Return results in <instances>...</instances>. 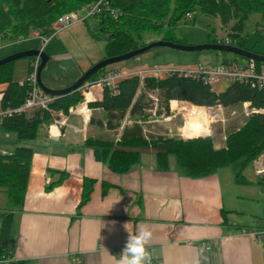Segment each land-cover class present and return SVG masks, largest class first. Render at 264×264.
<instances>
[{
  "label": "crops",
  "instance_id": "crops-1",
  "mask_svg": "<svg viewBox=\"0 0 264 264\" xmlns=\"http://www.w3.org/2000/svg\"><path fill=\"white\" fill-rule=\"evenodd\" d=\"M8 42L0 41V46ZM47 53L50 60L55 55L52 49ZM13 69L14 79L22 81L31 71V60L18 59ZM82 73L54 64L42 76L47 86L63 88ZM8 86V82H0V108ZM90 90L89 112L70 116L68 126L57 136L43 123L36 138L19 142L15 132L2 127L0 118V155L12 152L18 144L34 150L24 207L14 213L9 243L12 259L22 264H118L128 235L135 234L138 226H146L151 231L145 245L149 253L146 264H264V238L257 236L264 232V192L257 183L243 185L256 188L258 194L250 200L259 204L252 210L254 220L243 224L239 215L244 204H235L234 199L244 196L226 192L221 176L226 168L192 178L181 174L171 157L167 169L158 167L156 150L145 148L139 150L140 159L129 171L111 170L96 160L86 139L118 137L125 125L131 127L134 122L144 130L147 122L158 119L144 124L142 119L125 116L119 128H107L105 111L88 106L102 99L103 88L92 86ZM142 90L140 87L138 95ZM153 93L147 91L150 97ZM171 111L176 112L170 104ZM192 112L197 114L200 133L190 138L202 134L198 111ZM184 130L185 125L183 135ZM53 170L69 174L48 189L47 178L55 181L60 177ZM86 178L93 180L92 192L78 207ZM228 178L235 182L231 175ZM7 207V194L0 189V213Z\"/></svg>",
  "mask_w": 264,
  "mask_h": 264
},
{
  "label": "trees",
  "instance_id": "trees-1",
  "mask_svg": "<svg viewBox=\"0 0 264 264\" xmlns=\"http://www.w3.org/2000/svg\"><path fill=\"white\" fill-rule=\"evenodd\" d=\"M91 2H100L99 10L88 14L84 8ZM79 11L87 14L82 21L93 19L87 27L91 37L103 45L105 53L103 58L120 55L146 45V34L152 37L151 41L163 39L185 43L173 34L182 22L192 21L186 18L187 12L194 13V19L200 12L219 19L223 26L231 25V36L227 37L232 44L242 48H246L244 39L249 24L251 29L255 26H264V0H0V41H10L19 36L28 37L36 30H41L44 37L50 36L52 39L58 36L54 35L55 28L52 23L64 14ZM253 23L255 25L251 26ZM65 29L67 28L62 29L61 32ZM47 30L54 33L48 34ZM149 33L156 35L154 37ZM24 49L13 48L3 57ZM26 58L31 60L32 65L35 58ZM231 60L223 58L221 62L228 63L232 62ZM14 62L16 60L0 66V82L9 83L4 92L1 108L14 110L11 115L1 119L2 127L7 131L15 132L21 142L36 138L41 125L49 124L51 118L48 111L43 108L20 111V106L30 95L31 85L27 81L14 79ZM112 68L113 66L101 68L89 79V82L97 81ZM130 68L132 69V67L122 69ZM140 87L144 91L142 90L138 95ZM146 90L154 94L159 93L161 97L159 112L163 113L164 110L166 116L170 115V104L173 110L182 108L188 112L198 111L202 136L190 139L163 135L155 137L152 135L156 134L154 131L143 130L137 122H134L131 127L125 125L118 137L89 136L85 144L94 150L96 160L105 163L115 172L123 173L129 171L139 161L140 149L152 148L156 150V159L160 168L169 167L171 156L175 159L176 169L192 178L206 177L220 169L230 167L234 171L236 183H257L264 192V176L262 180L253 181L245 174L254 159L264 151V115H254L242 126L228 133L223 147L217 148L213 137L203 136L209 133L204 116L205 109L215 106L236 107L245 101L264 108V88L258 87L253 81H232L225 90L216 91L210 83L178 73L159 78L146 76L143 80H140L138 75H133L121 79L115 92L104 87L102 99L92 101L88 106L105 111L107 128H119L125 116L135 121L145 120L148 117L147 108L153 101L150 100L147 105L143 103ZM83 99V92L79 89L56 97L51 106L68 112L71 106L79 104ZM190 113L194 121V136H197L200 133L199 120L195 112ZM101 124L104 126L103 122ZM33 155V148L23 144H18L10 153L0 155V189L5 191L8 198L6 211L0 213V264H22L12 259L9 243L14 213L24 207ZM51 172H59L60 177L55 181L47 178L48 189L58 186L69 174L58 170ZM91 183L93 180L85 179L83 196L78 207L89 200L92 192Z\"/></svg>",
  "mask_w": 264,
  "mask_h": 264
},
{
  "label": "rangeland",
  "instance_id": "rangeland-1",
  "mask_svg": "<svg viewBox=\"0 0 264 264\" xmlns=\"http://www.w3.org/2000/svg\"><path fill=\"white\" fill-rule=\"evenodd\" d=\"M86 15V12L80 11L77 14L78 18H85ZM189 20L192 21L188 23L182 22L179 27L176 28L173 34L179 40L185 42L186 44H202L208 42V40H212L210 42H219V40H222L224 37L229 36L232 31L231 25L223 26L219 19H216L212 16L204 15L200 12L197 13L195 19L193 17ZM92 21L93 19L91 18H88L86 21L81 20L78 23H75V25L63 30L61 34H59V36L51 40L52 42L50 44L49 42L45 44L43 50L47 53V50L52 49L55 51V55L48 62L43 72L49 69V67L54 64H57V68H61L62 66H64L67 68H73L74 72H79L80 70L84 72L92 65L102 60L103 56L105 55L103 51V45L99 42H96L91 37L87 27V25L90 24ZM254 25L255 24L253 23L251 26ZM52 26L55 27L54 25ZM249 28L246 29L245 32L246 38L244 39V46L248 48V50H253L255 52L263 51L264 26H255L251 29L249 24ZM149 34L153 35L154 37L156 35L154 33ZM145 38V42L147 44L153 42L151 41V36H148L146 34ZM11 47L17 49L29 47H42V44L39 38L32 39L30 41L29 39H23L19 42H16V39H12L10 44H2V46H0V54L10 52L13 49ZM223 58H229L232 60L236 59L239 63L246 62L248 60L247 57L236 56L234 53L231 52L222 53L221 51L211 49L189 52L177 50L166 46L156 47L151 52L138 55L124 62L112 64L110 66H113V68H143L148 65L163 64L177 65L182 68H185L190 67L192 64L197 62H200L205 66H213L221 62ZM58 79L62 80V75H59ZM73 81L74 80L68 82L70 83ZM228 85L229 81L224 79L212 83V87L216 91L225 90ZM91 96L92 94H90V97ZM150 100L153 102L151 106L147 108V113L149 115L144 120V124L147 122V120L153 121L155 119H158V121L156 122H147V124H145L148 125L147 129H150L156 133L152 134L153 136H178L183 139H190V137L184 136L182 134V128L187 120L185 109L178 108L175 109L176 112L171 111V114L169 115V117H171L167 119L168 115H164V110L162 111L163 113L159 112L161 109V97L159 93H153L152 97L145 93V96L143 97V103H146L147 105L149 104ZM205 111L206 112L204 116L206 117L205 120L207 122L206 124H208L207 127L209 128V133L203 136L213 137L215 146L217 148L223 147L225 145V138L228 133L242 126L246 122V120L250 118L243 114V109L240 105L236 107L215 106L211 107L210 109L207 108ZM116 133L117 132H115V135ZM263 153L264 151L259 154L254 160H257V158ZM171 158L173 159L174 157L171 156ZM245 174L248 176L249 179L253 181H257L258 179L262 180L261 176L256 174V172L254 173L252 165L246 169ZM230 175L234 180V171L232 168L229 167L222 171L221 176L224 184L223 186L227 193L232 192L235 196H244V198L240 197L234 199V202L235 204H244L241 214L239 215V220L243 224H248L249 222L254 220V217H252V215L254 214L252 213V210L257 209L256 207L259 206L256 199L254 201H251L250 199L256 197L258 193L255 191L256 188L250 186H243L245 184H239L234 181H231L228 178V176Z\"/></svg>",
  "mask_w": 264,
  "mask_h": 264
},
{
  "label": "built area",
  "instance_id": "built-area-1",
  "mask_svg": "<svg viewBox=\"0 0 264 264\" xmlns=\"http://www.w3.org/2000/svg\"><path fill=\"white\" fill-rule=\"evenodd\" d=\"M99 3H93L92 5H86L85 10L88 14L97 12L99 10ZM78 12H71L61 16L60 23L56 25L54 35H57L62 29L68 28L73 24L82 20V18H78ZM39 38L41 40L42 46L49 41V39L45 38L42 34L41 30L33 31L28 37L19 36L16 39V42H19L23 39H34ZM225 43H231L230 38L226 37L224 39ZM40 63V58L36 57L32 61V70L24 79V81L29 82L31 85L30 95L26 98L25 103L20 106V111H29L35 108H43L48 111L51 121L48 125L49 132L52 136H57L61 132V129L65 128L69 124L70 116L74 114H81L85 116V110L87 108V95L91 91L90 88L92 86L99 87H108L114 92L118 88V82L126 77H130L133 75H138L140 80H143L146 76L151 77H165L167 75H171L173 73H178L182 76L191 75L193 77L201 78L205 82H209L210 84L218 81V80H227V81H237V82H247L253 81L256 82L258 87L264 88V62L258 63L257 61L250 59L245 63H239L237 61H232L231 64L226 65L224 63H219L213 66H205L200 62L192 64L191 68H182L180 66H146L143 68H130V69H122V68H112L107 71L104 76H101L95 82H88L81 90L84 95V100L82 103L71 106L68 112H64L63 110L55 109L51 106V103L54 101L56 96H52L43 92V90L39 87L36 78V71L38 65ZM243 114L247 117H252L254 115H264V108L257 107L253 105L250 101H245L242 103ZM88 110V108H87ZM14 110L11 108L2 109L0 108V118L4 116H9L12 114ZM146 130V129H145ZM147 131V130H146ZM254 172L259 176L264 175V153L254 160L253 163ZM257 236L259 238H264V232H257Z\"/></svg>",
  "mask_w": 264,
  "mask_h": 264
},
{
  "label": "water",
  "instance_id": "water-1",
  "mask_svg": "<svg viewBox=\"0 0 264 264\" xmlns=\"http://www.w3.org/2000/svg\"><path fill=\"white\" fill-rule=\"evenodd\" d=\"M166 46L177 49V50L189 51V52L201 51V50H206V49L218 50L221 52H231L239 56H244L249 59H253L255 61L264 62V53H259L253 50H248L246 48H242L235 44H227V43H220V42H206L202 44L192 45V44H184V43L161 39V40L153 41L142 47H138L136 49L127 51L120 55L103 58L102 60L92 65L85 72H83L82 75L75 82L63 88H51L44 83L42 79V72L47 66L50 60V56L48 53H46L44 50L40 48L32 47L29 49H24V50L11 53L3 58H0V66L6 63H9L11 61H14L16 59H21V58H26V57H40L41 61H40V65L37 70V75H36L37 82L40 88L45 93L58 97V96H63V95L79 90L101 68L110 66L112 64L124 62L138 55H142L156 47H166Z\"/></svg>",
  "mask_w": 264,
  "mask_h": 264
},
{
  "label": "clouds",
  "instance_id": "clouds-1",
  "mask_svg": "<svg viewBox=\"0 0 264 264\" xmlns=\"http://www.w3.org/2000/svg\"><path fill=\"white\" fill-rule=\"evenodd\" d=\"M151 238V231L146 226H138L135 234H129L120 252L118 264H146L149 253L145 245Z\"/></svg>",
  "mask_w": 264,
  "mask_h": 264
},
{
  "label": "bare ground",
  "instance_id": "bare-ground-1",
  "mask_svg": "<svg viewBox=\"0 0 264 264\" xmlns=\"http://www.w3.org/2000/svg\"><path fill=\"white\" fill-rule=\"evenodd\" d=\"M93 4V2H91V3H88L87 5H92ZM194 17V13H192V12H187L186 13V18L187 19H192ZM60 19H61V17H58L57 19H56V21L54 22L55 23V25L54 26H56V25H58L59 23H60ZM184 44H186V43H184ZM224 64H226V65H229V64H231V62H228V63H224ZM192 66H190V67H185V68H191ZM188 77H191L192 79H196V80H202L203 82H205L203 79H201V78H197V77H193V76H191V75H188ZM205 83H209V82H205ZM88 96H89V98H90V94H88ZM92 97V96H91ZM91 99V98H90ZM89 112V110H87V108H86V110H85V113H88ZM190 112H192V111H186V117H187V120H186V123H185V130H184V135L185 136H194V134H195V130H194V121H193V117H192V115H191V113ZM198 114H199V112H198ZM200 117V116H199ZM204 135V134H203ZM201 136V135H200Z\"/></svg>",
  "mask_w": 264,
  "mask_h": 264
}]
</instances>
